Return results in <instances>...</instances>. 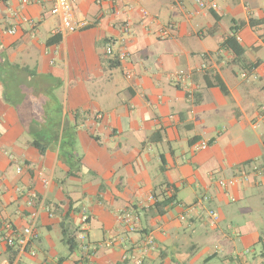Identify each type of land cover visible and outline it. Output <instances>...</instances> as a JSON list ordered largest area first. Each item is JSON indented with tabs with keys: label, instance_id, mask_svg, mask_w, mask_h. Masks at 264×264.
Segmentation results:
<instances>
[{
	"label": "crops",
	"instance_id": "0c3cea01",
	"mask_svg": "<svg viewBox=\"0 0 264 264\" xmlns=\"http://www.w3.org/2000/svg\"><path fill=\"white\" fill-rule=\"evenodd\" d=\"M73 4L86 28L55 34L50 1L0 0V234L29 225L31 192L45 202L39 238L0 243V264H264V77L241 78L264 72V0ZM243 174L230 197L217 185ZM82 211L73 250L62 226L76 237Z\"/></svg>",
	"mask_w": 264,
	"mask_h": 264
},
{
	"label": "built area",
	"instance_id": "2783aa9c",
	"mask_svg": "<svg viewBox=\"0 0 264 264\" xmlns=\"http://www.w3.org/2000/svg\"><path fill=\"white\" fill-rule=\"evenodd\" d=\"M40 0H22L24 4H34L37 3ZM43 1H50L52 3L51 7V14L53 16H56L60 19V27L58 30L55 32V34H63V33H75L78 32L84 28H86L87 24L84 21H79L75 18V9H74V4L73 0H43ZM195 3L198 7L201 9H208V10H218V4L217 0H195ZM143 16L148 17L149 14L146 11H143ZM24 22H29L30 20L28 19H23ZM125 31H129L128 28H125ZM17 30L16 28H11L8 33L11 35L16 34ZM168 36V30L163 29L160 33V37L162 39L166 38ZM239 39V38H237ZM105 53L106 56L108 57H113L114 52H113V47L110 42L106 43L105 46ZM121 58L123 59L124 56L122 55ZM264 77V72L259 73L257 71V68L255 67H249L246 71L241 73V78L243 80L249 81V80H254L257 81L260 78ZM189 80V76L184 73V72H179L174 76V82L177 85H185L186 82ZM262 115L264 116V108L262 109ZM262 116V117H263ZM98 119H101L102 116L101 114H98L96 116ZM208 147L207 144L202 143L200 146L197 147L198 150H204ZM257 167H255V171H257ZM21 167L18 168L17 172L20 174L21 173ZM43 179V182L45 186L48 185V181L43 177V175H40ZM249 177L246 174H243L240 178H232V179H222V180H217V185L225 192L227 196L230 197V193L228 190L235 186L239 181H248ZM30 205L37 204L39 205V209H37L34 213L31 215V220L30 223L27 227L20 231H11V233H3L0 234V243L4 244L6 247L9 248H18V249H25L27 248L28 244L32 240H37L39 238V235L36 231V224L38 222L41 210L45 206L44 199L39 197L31 192L30 194ZM207 199V198H206ZM232 199V198H231ZM235 201L234 199H232ZM81 226L83 229H81L77 236L76 239L80 242H85L87 235V225L89 222V216L86 211L81 212ZM210 216L213 218L214 221H217L218 217L217 214L211 210L210 211ZM120 222L128 228V230L131 233H135L138 230V224L139 220L137 217H134L132 214L126 212L120 217ZM8 231L11 230V227L9 225L6 226ZM114 241H111L110 244L113 245ZM84 251L89 252V247L83 246ZM30 254L32 256H35L36 253L34 251H31ZM127 260V257H124V261ZM139 264H145L143 261L138 260Z\"/></svg>",
	"mask_w": 264,
	"mask_h": 264
},
{
	"label": "trees",
	"instance_id": "16d2710c",
	"mask_svg": "<svg viewBox=\"0 0 264 264\" xmlns=\"http://www.w3.org/2000/svg\"><path fill=\"white\" fill-rule=\"evenodd\" d=\"M118 66V63L114 62L113 63V67H117ZM207 84L210 86V85H213L212 83H209L207 82ZM216 86H219V87H222V82L218 79V78H215V84ZM33 146L40 152V154L42 156L46 155L47 151L49 150L50 148V142H44V141H39V140H35L33 141ZM76 170H79V166H77ZM175 201V199L173 197L169 198V199H166V200H163L162 202H156L155 203V209L157 210V212L162 215L164 213V209L173 204ZM69 215V214H68ZM68 217V216H67ZM63 237H64V240L66 241L67 244H69L71 246V248L74 250L78 247V240L76 239V237L72 234H70L65 228H64V224H63ZM83 249V247L81 248ZM84 251V249L82 250Z\"/></svg>",
	"mask_w": 264,
	"mask_h": 264
}]
</instances>
